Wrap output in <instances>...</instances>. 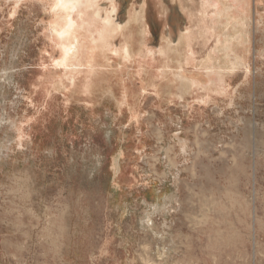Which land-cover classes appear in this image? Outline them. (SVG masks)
Returning a JSON list of instances; mask_svg holds the SVG:
<instances>
[{"label": "rangeland", "instance_id": "1", "mask_svg": "<svg viewBox=\"0 0 264 264\" xmlns=\"http://www.w3.org/2000/svg\"><path fill=\"white\" fill-rule=\"evenodd\" d=\"M64 1L0 0V264H264V0Z\"/></svg>", "mask_w": 264, "mask_h": 264}, {"label": "crops", "instance_id": "2", "mask_svg": "<svg viewBox=\"0 0 264 264\" xmlns=\"http://www.w3.org/2000/svg\"><path fill=\"white\" fill-rule=\"evenodd\" d=\"M250 1V0H249ZM170 9L167 7L166 9H162V11H163V14H162V16H160L161 18L162 17H165V26H164V28L166 29V33H167V29L169 28V26H168V22L170 21L172 24L170 25L172 28H175V22H176V27L177 28H179V31L180 30H182V28H181V20L183 19V20H185V22L187 23L188 21H187V19H186V14H185V12H186V8H185V6H183V4L181 3V1L180 0H171L170 1ZM248 5H249V3H248ZM247 4H245L244 5V7H237V8H235V11L236 12H239V14L241 13V11L243 10V9H245L247 6H248ZM193 6H195V3H194V0H193ZM191 9H192V7H190ZM195 9H197L196 7H194ZM199 10V9H198ZM188 14V18H190V19H192L193 17H194V15H193V13L190 11V12H188L187 13ZM197 14H198V16L200 15V11L198 12L197 11ZM236 23H239L238 25H239V29H238V31L239 30H241V24H240V22H236ZM195 29V28H194ZM165 34V33H164ZM237 34H238V32H237ZM236 37H237V35H236ZM236 37H235V39H236ZM237 40V39H236ZM238 41V40H237ZM246 41H247V39H246ZM245 41V42H246ZM239 42H242V41H239ZM244 42V41H243Z\"/></svg>", "mask_w": 264, "mask_h": 264}, {"label": "bare ground", "instance_id": "3", "mask_svg": "<svg viewBox=\"0 0 264 264\" xmlns=\"http://www.w3.org/2000/svg\"><path fill=\"white\" fill-rule=\"evenodd\" d=\"M71 1H77V3L80 1L81 2V0H65L64 2H63V4L62 5H65V10L67 11V9H68V2H71ZM212 1V0H211ZM242 1H244V2H246V4H247V1H245V0H242ZM213 2V1H212ZM238 4H239V0H235V2H234V4L232 5L233 7L234 6H238ZM74 24V23H73ZM71 27V26H70ZM73 27V26H72ZM71 27V28H72ZM70 31H72V30H70ZM105 33V32H104ZM104 33L102 34V32H101V36L103 37V35H104ZM71 34V33H70ZM71 35H74L73 33L71 34ZM105 36H108V34L107 35H105ZM73 37V36H72ZM109 37V36H108ZM104 38V37H103ZM101 39V41L103 40L102 38H100ZM108 39V38H107ZM236 39L238 40V41H240V40H242V37H241V35H237V37H236ZM77 40V39H76ZM105 41L103 42L104 43V45H105V43H107L106 42V38L104 39ZM181 40H184L185 41V45L188 47V49H190V50H192L190 47H191V41H192V39H191V36L190 35H184L183 36V38H181ZM232 42L229 40V41H227L226 40V43H225V45L226 46H231L232 44H231ZM102 44V43H101ZM103 45V44H102ZM74 49H76V48H74ZM232 49V48H231ZM234 58L235 59H238V57H236V56H234ZM187 60H186V63H191V65H192V63H193V57H191V56H187V58H186ZM237 67H239V66H242L237 60L235 61V63H234ZM215 71V70H214ZM215 72H217V71H215ZM210 73H212L211 71H210ZM213 74V73H212ZM215 74V73H214ZM217 75H219V77H222L223 75H222V73H220V72H217ZM222 79V78H221ZM220 79V80H221ZM222 81H223V79H222ZM89 88V87H88ZM88 90V89H87ZM89 90H90V88H89Z\"/></svg>", "mask_w": 264, "mask_h": 264}]
</instances>
